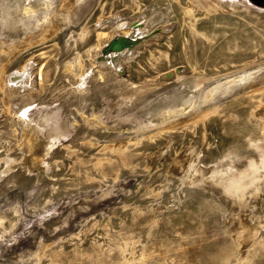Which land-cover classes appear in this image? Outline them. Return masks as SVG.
I'll return each instance as SVG.
<instances>
[{
  "label": "rangeland",
  "instance_id": "374dc122",
  "mask_svg": "<svg viewBox=\"0 0 264 264\" xmlns=\"http://www.w3.org/2000/svg\"><path fill=\"white\" fill-rule=\"evenodd\" d=\"M0 264H264V0H0Z\"/></svg>",
  "mask_w": 264,
  "mask_h": 264
},
{
  "label": "bare ground",
  "instance_id": "6f19581e",
  "mask_svg": "<svg viewBox=\"0 0 264 264\" xmlns=\"http://www.w3.org/2000/svg\"><path fill=\"white\" fill-rule=\"evenodd\" d=\"M199 1V0H198ZM202 5L204 6H207L206 3L204 2H200ZM200 4V5H201ZM216 5V4H215ZM70 6V5H69ZM30 7V6H29ZM74 7V6H73ZM215 8V6H213V4L210 6L208 5V8L212 9V8ZM39 8V7H38ZM72 8V7H71ZM246 8V7H245ZM30 9V8H29ZM69 9V8H68ZM217 9V8H215ZM35 10V8H34ZM38 11V9H37ZM33 13V12H32ZM48 17V16H47ZM44 20V19H42ZM45 21V20H44ZM45 25V24H44ZM44 27V26H43ZM52 29V28H51ZM51 29H47L48 31H51ZM46 30V31H47ZM137 32V31H136ZM136 32H133V30H126V29H123L122 31V34H118V35H114V36H111L109 37V40L107 41V43H105L106 45L101 47V50H103L101 56V60L99 61V64L101 65H111V66H114V67H117L119 65V63L121 62V59L124 58L125 55H127L128 53H131L133 50L136 49L137 47V44L141 43V41H139L137 43V40L134 39V45L133 44H129L128 47H126V44H125V39H132V35H134ZM100 36V35H99ZM106 37V36H105ZM119 41L117 42H113L111 44L110 47H108V44L111 42V41H115L117 39H119ZM32 41L29 40L28 41V45L31 44ZM126 47V48H125ZM124 48V49H123ZM88 71V70H87ZM86 72V71H85ZM13 80H16V79H21L22 81L24 80V76L22 74V77L21 75L19 74H14L12 77H11ZM24 83V82H23ZM28 84V83H27ZM26 90V89H25ZM31 126V125H30Z\"/></svg>",
  "mask_w": 264,
  "mask_h": 264
},
{
  "label": "water",
  "instance_id": "95a60500",
  "mask_svg": "<svg viewBox=\"0 0 264 264\" xmlns=\"http://www.w3.org/2000/svg\"><path fill=\"white\" fill-rule=\"evenodd\" d=\"M119 40H120V38L117 39V40H115V41H111V42L108 44V47H110L111 44H112L113 42H117V41H119ZM134 42H135L134 39H125L126 47H128L129 44H133ZM126 47H125V48H126ZM123 49H124V48H123Z\"/></svg>",
  "mask_w": 264,
  "mask_h": 264
}]
</instances>
